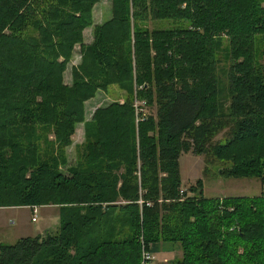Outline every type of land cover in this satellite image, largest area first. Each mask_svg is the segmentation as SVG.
<instances>
[{"label": "trees", "instance_id": "16d2710c", "mask_svg": "<svg viewBox=\"0 0 264 264\" xmlns=\"http://www.w3.org/2000/svg\"><path fill=\"white\" fill-rule=\"evenodd\" d=\"M99 1L0 0V208L52 206L60 220L0 244V264H142L162 245L180 249L176 264H264V196L208 199L200 180L185 193L178 163L210 151L232 162L227 178L264 187V0H111L64 86ZM110 86L127 99L84 123L68 167L83 103ZM133 93L156 121L137 119Z\"/></svg>", "mask_w": 264, "mask_h": 264}, {"label": "rangeland", "instance_id": "374dc122", "mask_svg": "<svg viewBox=\"0 0 264 264\" xmlns=\"http://www.w3.org/2000/svg\"><path fill=\"white\" fill-rule=\"evenodd\" d=\"M111 0H100L94 5L92 10L91 25L82 31V44L75 46L73 54L65 66L63 72V85H72V73L78 69L82 63L81 47L89 46L93 41L95 26L102 25L111 18ZM157 27H168L166 22H150L149 29ZM227 47V42H223ZM223 47V48H224ZM224 50V49H223ZM227 50L221 54L219 72L223 79L226 77L229 61L226 57ZM259 66L264 73V43L259 47ZM127 93L117 86H110L106 91H97L93 98L83 103V123L75 125L71 144L65 149L68 167L74 166L81 159L84 142V123L89 122L98 109L106 108L112 103L123 104L127 99ZM133 107L135 108L137 119L142 120L152 116L156 121V107L151 108L144 101L136 100L133 93ZM230 127L224 128L210 139L207 148L215 144H224L229 138ZM257 147V145L255 146ZM179 174L181 178V190L188 193L190 187L200 180L203 184V196L205 198H237V197H258L264 196V187L260 185L259 179L255 176L242 178H227L222 172L227 171L232 162L218 160L212 156L210 151L196 154L192 151L181 153L179 160ZM66 168L61 170L64 172ZM57 207H38L35 221L32 222V212L24 208H0V244L13 245L18 239L38 236L45 231L56 230L59 227V212ZM53 232V231H52ZM39 233V234H38ZM34 236V237H35ZM181 259V251L178 247L171 248L170 245H162L159 253L154 255L152 264H176Z\"/></svg>", "mask_w": 264, "mask_h": 264}, {"label": "built area", "instance_id": "2783aa9c", "mask_svg": "<svg viewBox=\"0 0 264 264\" xmlns=\"http://www.w3.org/2000/svg\"><path fill=\"white\" fill-rule=\"evenodd\" d=\"M182 193V191H181ZM30 210L32 212L33 218H32V222L35 221L36 215H37V211H38V207L34 206V207H30ZM154 259V255H149L147 253L143 254V263L142 264H152V260Z\"/></svg>", "mask_w": 264, "mask_h": 264}, {"label": "crops", "instance_id": "0c3cea01", "mask_svg": "<svg viewBox=\"0 0 264 264\" xmlns=\"http://www.w3.org/2000/svg\"><path fill=\"white\" fill-rule=\"evenodd\" d=\"M50 207V206H49ZM22 208H24V209H29V207H22ZM40 208H43V207H40ZM56 209H58V208H56ZM39 234V233H38ZM35 235H33V236H31V237H34Z\"/></svg>", "mask_w": 264, "mask_h": 264}]
</instances>
